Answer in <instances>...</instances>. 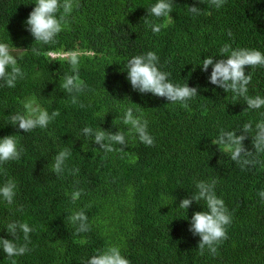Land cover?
Returning a JSON list of instances; mask_svg holds the SVG:
<instances>
[{"label":"trees","instance_id":"16d2710c","mask_svg":"<svg viewBox=\"0 0 264 264\" xmlns=\"http://www.w3.org/2000/svg\"><path fill=\"white\" fill-rule=\"evenodd\" d=\"M155 2L74 0L78 7L67 17L68 27L45 45L25 25L35 0H0V42L13 49L25 73L15 87L0 80V138L14 135L24 149L18 161L0 165V186L8 180L17 186L11 205L0 196V237L11 239L6 226L12 221L34 229L30 251L13 258L17 264H81L109 246H119L130 264H264V200L258 195L264 190V153L256 156L260 163L242 169L211 142L220 129L239 135L251 122L253 131L243 143L254 150L251 137L264 120V106L247 108L243 97L210 83L211 65L207 71L200 66L206 57L220 58L225 44L264 53V0H225L219 9L210 0H174L171 21L147 13ZM193 5L199 14L188 11ZM152 23L166 26L154 33ZM148 51L156 53L170 82L197 88L187 109L132 89L127 62ZM72 54L87 85L79 94L61 87L73 74L67 59ZM246 71L252 73L247 95L264 97V67ZM29 104L60 115L46 128L23 132L10 117L25 114ZM127 108L148 121L152 146L123 124ZM86 126L124 132L127 147L114 145L115 151L105 153L94 137L84 136ZM64 148L71 155L57 175L52 166ZM212 180L232 216L215 256L207 248L200 255V238L189 231L193 212L207 210L204 201L187 210L179 206L198 191L196 182ZM76 190L82 191L73 203ZM80 210L88 232L77 233L78 225L69 221ZM0 264H11L2 249Z\"/></svg>","mask_w":264,"mask_h":264},{"label":"clouds","instance_id":"9594fccd","mask_svg":"<svg viewBox=\"0 0 264 264\" xmlns=\"http://www.w3.org/2000/svg\"><path fill=\"white\" fill-rule=\"evenodd\" d=\"M173 3L174 0H156L147 9V13L157 19L166 18L171 21L172 17L169 13L173 11ZM210 3L219 9L224 5L225 0H210ZM74 6L78 7L74 0H35V7L25 21L27 30L34 37V41L45 45L55 43L56 36L68 27L67 17L73 11ZM188 11L199 14L200 8L193 5L188 7ZM165 26L166 24H151L154 33L160 32L161 28ZM228 35L232 36L231 30L228 31ZM32 51L36 55L40 54L36 48H33ZM219 57L217 59L211 56L206 57L200 65L202 71H207L211 65V73L208 77L210 83L222 88L224 92L231 91L235 95L243 97L249 109H259L264 106V97L247 95L252 73L246 71L249 68L255 69L257 66L264 67V53L242 47L232 49L229 44H225L220 49ZM67 59L73 74L65 76L61 87L69 94L82 93L87 85L79 78V57L72 54ZM126 70L127 79L133 90L142 94L151 93L156 97H163L168 102L179 103L185 109L189 107L187 101L198 95L196 87H190L186 83L179 85L170 82V73L162 71L158 67V56L155 52L148 51L146 54L133 56L128 60ZM24 76L25 73L18 66V57L13 54V49L7 43L0 42V80L4 81L7 87H15L17 79H23ZM71 102L73 104L78 102L76 95H72ZM80 107H84V105L81 103ZM59 115V110H53L49 114L46 109L29 104L25 114L12 115L10 121L12 125H18L23 132H30L35 128H46ZM122 122L124 125L130 126L129 132L134 133L140 142L146 146L154 144V138L148 131V121L143 119L142 115L135 116L132 108L125 110ZM239 131L240 134L237 135V131L220 129L219 135L211 142L230 153V158L244 169L246 166L260 163L256 156L259 153H264V120L255 125V134L251 137L254 150H248L243 143L249 133L253 131L251 122L244 124ZM82 132L85 137H94L93 141L105 153L115 151L114 145H119L120 150L123 151L128 144L125 133L122 131L112 133L102 129L94 130L86 126ZM18 145L19 140L14 135L0 138V165L8 161H18L21 158L24 149ZM70 155V150L64 148L55 156L52 166L55 174L59 175L64 172L66 158ZM70 171L74 174L79 172V169ZM215 184V180L196 182L195 187L198 191L181 199L179 203L180 208L184 210H187L193 202L204 201L206 205L207 210L193 212L189 227V231L200 238L197 245L200 255L204 254L205 248L211 255H217V246L227 239L226 228L232 222L231 213L223 199L215 193ZM16 187L13 180H8L3 186H0V196L9 205L14 201ZM81 191L76 190L71 194L73 203L80 197ZM258 195L264 200V190L259 191ZM69 221L78 225L77 233L90 231L84 210L73 212ZM6 230L11 239L0 237V249L11 260V264H17L13 258L30 251L28 248L29 234L34 229L27 222L12 221L7 224ZM18 233L23 234V243L18 242ZM81 264H130V261L121 254L119 246H109L91 255L87 260L82 259Z\"/></svg>","mask_w":264,"mask_h":264},{"label":"rangeland","instance_id":"374dc122","mask_svg":"<svg viewBox=\"0 0 264 264\" xmlns=\"http://www.w3.org/2000/svg\"><path fill=\"white\" fill-rule=\"evenodd\" d=\"M15 52L13 51V54H14ZM58 54H55V55H50V56H52V57H54V56H57ZM60 56H65L66 54H59Z\"/></svg>","mask_w":264,"mask_h":264},{"label":"built area","instance_id":"2783aa9c","mask_svg":"<svg viewBox=\"0 0 264 264\" xmlns=\"http://www.w3.org/2000/svg\"><path fill=\"white\" fill-rule=\"evenodd\" d=\"M51 55H55L56 53H50Z\"/></svg>","mask_w":264,"mask_h":264}]
</instances>
